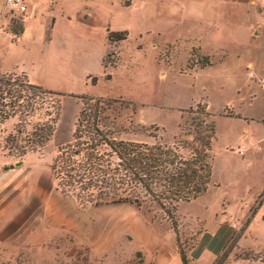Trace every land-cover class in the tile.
<instances>
[{
    "label": "rangeland",
    "instance_id": "1",
    "mask_svg": "<svg viewBox=\"0 0 264 264\" xmlns=\"http://www.w3.org/2000/svg\"><path fill=\"white\" fill-rule=\"evenodd\" d=\"M54 2L72 12V35L53 42L47 55L31 57L30 62L45 67L39 75L43 88L66 94L56 131L43 148L21 156L18 148L25 146L31 125L45 120L46 109L30 119L19 113L13 128L0 124V168L21 163L28 185L42 200L40 209L47 210L45 253L23 263L146 264L153 225L172 228L173 220L143 191L137 194L141 206L83 205L61 193L52 166L60 149L73 141L83 109V102L70 95L119 101L102 105L107 109L103 122L116 139L180 146L185 156L191 151L182 145L193 140L184 136V123L192 117L186 112L201 107L212 113L216 138L211 186H217L181 204L174 216L179 245L188 248L204 229L203 222L186 213H229L232 241L218 264L264 263V25L253 39L250 32L258 20L254 15L196 5L218 3L211 0ZM6 15L17 39L29 15L20 20L8 10ZM109 28L127 31L126 40L108 41ZM0 77L11 83L28 80L20 73ZM8 103L6 99L3 105ZM19 105L22 110L25 104ZM11 135L18 141L10 142ZM242 145L245 156L237 151ZM260 201L261 213L252 225L251 213Z\"/></svg>",
    "mask_w": 264,
    "mask_h": 264
},
{
    "label": "trees",
    "instance_id": "2",
    "mask_svg": "<svg viewBox=\"0 0 264 264\" xmlns=\"http://www.w3.org/2000/svg\"><path fill=\"white\" fill-rule=\"evenodd\" d=\"M127 36L126 32H109L108 40L116 43L126 40ZM96 84L95 78L93 85ZM70 96L81 100L83 109L73 141L60 149L52 166L58 188L65 195L75 196L81 204L96 207L108 204L141 206L143 199L137 194L143 191L145 197L151 198L173 220L172 229L178 235L174 216L181 204L198 200L211 184L212 149L216 138V124L211 120L214 115L201 107L186 112L192 117L184 123V136L193 140L182 145L191 151L185 156L180 152V146L116 139L114 132L103 122L102 114L107 109L102 105L119 101L85 95ZM64 97L66 94L62 92L45 89L27 79L25 83H11L0 77V119L16 118L19 113L21 117L30 119L36 111L46 109L45 120L31 125L32 131L28 133L25 146L16 147L21 150V156L43 148L51 140ZM6 99L9 101L7 106L3 105ZM20 102L25 104L22 110ZM128 104L136 106L132 102ZM17 132L23 134V131ZM9 140L18 141L12 135ZM262 205L263 201H260L252 210L251 218ZM179 250L183 264H188V249L182 250L179 245Z\"/></svg>",
    "mask_w": 264,
    "mask_h": 264
},
{
    "label": "crops",
    "instance_id": "3",
    "mask_svg": "<svg viewBox=\"0 0 264 264\" xmlns=\"http://www.w3.org/2000/svg\"><path fill=\"white\" fill-rule=\"evenodd\" d=\"M211 1L218 3L196 5L203 9L208 6L214 9L217 6L220 11L251 13L258 20L250 36L255 39L253 35H260L259 27L264 25V0ZM6 13L5 0H0V76L14 73L25 74L32 84L43 87L39 75L45 67L39 62L31 65V57L47 55L53 42L65 41L72 35V12L58 7L54 0H38L29 17L26 18L24 31L18 35L17 39L9 30ZM219 25L221 26L220 22H218ZM109 32L123 31H112L109 28L107 37ZM200 47L202 51L207 52L202 46ZM247 66L253 67V63H248ZM13 120L15 119H6L0 124L4 126L10 124L13 128ZM237 151L238 154L245 156L247 148L242 145V148H238ZM215 186L217 185L210 184L204 195H207ZM38 198L36 189L32 191L28 185L21 163L9 170L6 166H3V170L0 168V264H24L25 259L34 261L38 258L37 256L45 253L43 244L46 242L47 210L45 207L40 209L42 200ZM259 213L261 211L251 218L250 224L253 225L255 219L259 218ZM186 215L196 221L199 219V223H204V229L197 233L194 243L187 248L188 264H218V258L232 241V215L229 213H208L207 215L186 213ZM152 228L154 230L153 239L150 241L152 245L145 249L146 264H183L177 233L170 227L163 230L153 225Z\"/></svg>",
    "mask_w": 264,
    "mask_h": 264
},
{
    "label": "built area",
    "instance_id": "4",
    "mask_svg": "<svg viewBox=\"0 0 264 264\" xmlns=\"http://www.w3.org/2000/svg\"><path fill=\"white\" fill-rule=\"evenodd\" d=\"M38 0H5V6L13 18L20 20L28 16ZM264 85V79H262Z\"/></svg>",
    "mask_w": 264,
    "mask_h": 264
},
{
    "label": "water",
    "instance_id": "5",
    "mask_svg": "<svg viewBox=\"0 0 264 264\" xmlns=\"http://www.w3.org/2000/svg\"><path fill=\"white\" fill-rule=\"evenodd\" d=\"M17 165H19V163ZM14 167H15L14 165H11V166L6 167V169L9 170V169H13Z\"/></svg>",
    "mask_w": 264,
    "mask_h": 264
}]
</instances>
